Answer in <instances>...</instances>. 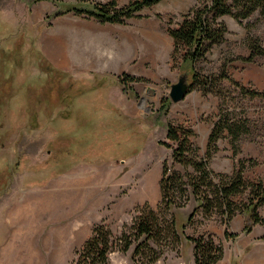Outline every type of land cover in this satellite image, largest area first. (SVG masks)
<instances>
[{
	"label": "rangeland",
	"instance_id": "obj_1",
	"mask_svg": "<svg viewBox=\"0 0 264 264\" xmlns=\"http://www.w3.org/2000/svg\"><path fill=\"white\" fill-rule=\"evenodd\" d=\"M33 1L0 0V25L4 26L0 28V264H77L78 251L99 224L106 225V234L113 241L109 264H195L194 244L187 236L204 234H212L224 247L218 264H229L224 258L230 248L250 239L256 241L248 255L250 264H264V225L256 224L241 239L228 240L217 214L206 219L199 211L194 222L187 223L196 205L194 199L180 210L160 215L157 237L148 242L160 254L156 262H148L152 251L142 245L141 253L135 255L144 237L126 252L121 251L120 238L134 235L143 213L158 211L163 163H173L172 149L161 144L166 140L168 124L194 129L193 141L203 157L221 109L229 112L233 122L242 121L245 126L239 139L234 140L228 130L222 134L210 169L215 174H231L242 159L246 179L264 181V98L241 95L229 80L216 84L221 95L195 88L179 103L170 98L171 84L183 72L188 71L191 77L192 71L173 57L174 39L168 30L181 22L197 0H163L123 24L156 27L159 33L143 35L152 75L127 72L144 80L130 83L128 91L120 92L126 111L113 114H98L92 107L78 105L63 107L70 100L62 99V95L73 90L47 85L36 77L41 74L38 68L48 69L46 64L34 65L39 53L35 44L38 28L32 26L30 16L32 3L38 2ZM46 5L41 4L42 12ZM221 20L229 32L206 60L197 63L204 76L220 73L225 59L247 56L249 36L264 45V16L259 12L242 22L232 15ZM153 41L158 43L157 51L148 50ZM227 67L235 79L264 91V56L253 63L233 60ZM82 86L79 94H94ZM109 118L118 119L120 127L106 125ZM173 168L186 172L179 163ZM215 180L219 181L216 176ZM249 195L248 189L234 200L243 205ZM260 214L264 217V205ZM240 218L244 219L242 225L237 223ZM183 223H187L184 231ZM245 224L246 216L239 212L231 220L229 231L241 236Z\"/></svg>",
	"mask_w": 264,
	"mask_h": 264
},
{
	"label": "trees",
	"instance_id": "obj_2",
	"mask_svg": "<svg viewBox=\"0 0 264 264\" xmlns=\"http://www.w3.org/2000/svg\"><path fill=\"white\" fill-rule=\"evenodd\" d=\"M40 1L42 0H34L33 2ZM52 1L58 7L63 6L62 9L58 8L52 16L74 12L77 15L95 18L101 23L127 24L130 19L142 16L140 13L142 10L163 0H131L126 5H119L118 0H111L107 3L95 0H78L75 3L63 0ZM255 12H259L264 16V0H197L195 5L183 15L181 22L176 27H171L168 30L174 39L173 57L180 59L182 66H189L192 69L191 90L199 88L204 93L213 92L221 95L222 91L217 90L216 84L222 80H229L240 91L241 95L264 98V91L243 84L227 71V65L233 60L253 63L256 62L258 56H264V45L258 38L249 36V54L247 56L239 55L233 59H225L220 73L204 76L196 68L197 63L207 59L214 46L226 40L229 28L227 23L221 20L223 16L232 15L242 22ZM50 17L51 15L47 16L48 19ZM0 23L3 24L2 21ZM0 28H4V26L0 25ZM37 52L39 58L34 59V65L40 67L42 64H46L48 70L38 69L42 73L51 76L58 75L60 71L43 59L38 48ZM119 80L123 85V89L128 91L130 83L144 79L125 72L120 75ZM42 82L47 85L52 84V81L48 83L42 80ZM97 112L98 114H113L121 113L122 110ZM120 123L118 119H106V125L114 124L119 128ZM242 126H245V123L241 121L236 124L230 118V113L221 109L219 118L214 123L209 136L207 151L201 157L199 148L196 147L193 141L194 129L181 124H168L166 140L161 141V144L172 149L173 163L170 164L167 160L163 163L160 180L162 195L158 211L150 209L148 215H146V211L143 213L140 217L141 222L135 227L136 232L134 235L124 234L120 238L123 242L121 251L126 252L133 242L144 237L143 242L137 245L135 255L141 253L140 246L142 245V247L152 251L149 252L151 255L148 262H156L160 254L153 250L148 242L157 237L160 215H166L167 212L173 210H180L185 207L190 199H194L196 205L188 215L187 223H193L199 211H203L206 219H212L217 214L221 216L225 227V237L228 240L237 239L241 234L229 231L231 220L239 212L244 213L246 216L243 233L252 232L256 224L264 225V217L260 214V208L264 205V181L247 180L245 177L246 165L242 159L239 160L238 167L231 174H215L209 167L212 155L218 149L217 141L222 137V134L228 130L234 140L239 139L243 129ZM117 131L115 137H117ZM108 143L106 142V144ZM176 163L183 165L186 172L175 170L173 166ZM191 168L193 171H191ZM215 176L218 178V182L215 180ZM248 189L250 190L248 202L240 205L234 200V196ZM173 222L176 223L174 218ZM187 223H183L182 231L185 230ZM187 239L194 244L195 264H218L224 257L222 243L216 242L212 234H204L199 237L187 236ZM112 251L113 241L106 234V225L99 224L94 228L91 237L86 240L78 251L77 264H109V255Z\"/></svg>",
	"mask_w": 264,
	"mask_h": 264
},
{
	"label": "crops",
	"instance_id": "obj_3",
	"mask_svg": "<svg viewBox=\"0 0 264 264\" xmlns=\"http://www.w3.org/2000/svg\"><path fill=\"white\" fill-rule=\"evenodd\" d=\"M63 1L75 3L78 0ZM108 1L110 0H106V3ZM124 2L125 0H118L119 5ZM41 4H47L43 12ZM58 8L60 6L52 0H43L36 5L32 3L30 8L32 26L38 28L35 44L43 59L61 72L55 76L41 72L42 75L39 74L37 78L41 82L52 81L51 85H55L54 87L73 90L62 95V99L73 100L64 102L63 107L78 105L101 112L124 111L125 102H121L120 94L123 85L119 77L125 72L144 77L152 75L147 66L148 55L144 53L143 35L156 36L159 30L156 27L143 28L141 25L131 28L119 23H101L95 18H87L74 12L52 16ZM46 13L51 15L49 19ZM151 44L148 50L157 51L158 43L153 41ZM82 84L85 85L84 89L89 88L94 94H79V90L83 89ZM99 89H105L106 92H99ZM122 98L126 99V94L123 93ZM70 112L72 113V109ZM243 222L244 219L240 218L237 223L242 225ZM223 230L225 235L224 225ZM246 235L249 234L243 233L238 239ZM255 244L256 241L250 239L239 247L237 245L230 248L224 260L227 259L229 264H250L252 259L248 255Z\"/></svg>",
	"mask_w": 264,
	"mask_h": 264
},
{
	"label": "water",
	"instance_id": "obj_4",
	"mask_svg": "<svg viewBox=\"0 0 264 264\" xmlns=\"http://www.w3.org/2000/svg\"><path fill=\"white\" fill-rule=\"evenodd\" d=\"M191 85H192V73H191V77L188 71L181 73L179 75L178 81L172 83L170 87L169 95L172 102L179 103L183 101L190 93Z\"/></svg>",
	"mask_w": 264,
	"mask_h": 264
},
{
	"label": "bare ground",
	"instance_id": "obj_5",
	"mask_svg": "<svg viewBox=\"0 0 264 264\" xmlns=\"http://www.w3.org/2000/svg\"><path fill=\"white\" fill-rule=\"evenodd\" d=\"M142 194H144V193H142ZM29 205V204H28ZM25 207V206H24ZM59 239V238H58ZM64 251V250H63Z\"/></svg>",
	"mask_w": 264,
	"mask_h": 264
}]
</instances>
